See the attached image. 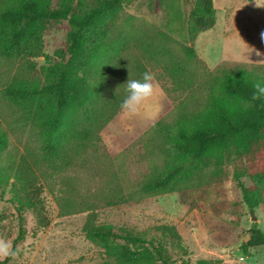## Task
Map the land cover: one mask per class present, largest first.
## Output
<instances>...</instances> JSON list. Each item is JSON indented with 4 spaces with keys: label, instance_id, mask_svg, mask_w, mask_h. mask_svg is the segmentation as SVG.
I'll return each instance as SVG.
<instances>
[{
    "label": "rangeland",
    "instance_id": "rangeland-1",
    "mask_svg": "<svg viewBox=\"0 0 264 264\" xmlns=\"http://www.w3.org/2000/svg\"><path fill=\"white\" fill-rule=\"evenodd\" d=\"M193 3L194 0H128L123 5L116 23L132 35L125 52L146 66L158 90L147 102L152 106L147 111L141 109L128 115L120 109L104 126L99 133L98 153L91 157L95 169L92 178L79 179L78 192L97 195L109 181L111 187L121 184L129 199L114 205L100 202L93 210L96 223L111 225L117 232L127 230L155 238L171 264H196L199 259L264 264V246L249 248V256L240 250L252 223L264 232V204L252 209V220L251 209L243 202L235 178L237 175L245 186L252 184L248 174L264 168V141L253 147V154H236L231 147L223 152L220 163L205 158V164H200L205 177L199 184H182L166 193L137 191L144 179L165 173L177 162L175 154L158 152L155 132L150 128L174 106L192 96H204L201 82L206 70L218 73L222 68L264 65V0H213L216 20L211 28L196 36V59L186 51V19ZM93 4L94 0H79L78 11ZM52 5L56 6L57 0ZM68 30L64 20L45 24L42 40L46 59L36 57L35 68H29L23 60H0V87L42 86L47 77L40 67L60 61L57 51L65 50ZM169 60L183 67L185 74L181 79L190 80L189 86L181 88L174 81L175 74L169 75ZM35 105H15L0 95V129L6 133L0 168L22 154L39 156L41 137L32 121ZM39 181L48 218L45 226L37 225L29 209L18 213L15 200L20 195L0 175V240L9 242L16 252L15 256L0 257L1 264H113L102 248L85 238L82 226L88 211L58 215L53 196ZM58 181L52 184L56 188ZM158 225H173L180 241L155 230ZM19 228L22 237L18 238Z\"/></svg>",
    "mask_w": 264,
    "mask_h": 264
},
{
    "label": "trees",
    "instance_id": "trees-1",
    "mask_svg": "<svg viewBox=\"0 0 264 264\" xmlns=\"http://www.w3.org/2000/svg\"><path fill=\"white\" fill-rule=\"evenodd\" d=\"M52 1L0 0V60H23L29 68H35L36 57L46 59L42 40L45 24L64 20L69 25L65 50L57 51L60 61L40 67L47 77L42 86L0 87L1 97L10 103L31 106L35 102L32 121L41 137L37 158L22 154L1 167L0 175L20 195L15 200L18 213L31 210L37 225L48 224L40 195L41 180L54 198L58 215L88 211L82 226L85 238L102 248L113 264H171L155 238L127 230L117 232L111 225L96 223L93 210L100 202L114 205L129 199L121 184L111 187L109 181L97 195L78 192L81 186L77 181L84 176L92 178L95 170L91 157L98 153L99 133L121 109L126 95L124 82L139 79L147 71L140 60L125 52L132 35L116 23L128 0H94L82 11L77 8L79 0H57L56 6ZM215 20L213 0H194L186 19V51L191 58H197L193 49L196 36L211 28ZM167 66L169 75L175 74L178 86L190 85V80L181 79L185 74L183 67L173 60ZM257 83L264 86L263 64L222 68L218 73L206 70L201 82L204 96H192L174 106L150 128L155 132L158 152L175 154L177 162L165 173L144 179L137 191L166 193L182 184H199L205 177L200 166L205 164L204 159L220 163L223 152L231 147L236 154H253V147L264 141V94L258 92ZM197 92L200 94V86ZM5 144L6 133L0 129V152ZM248 176L252 180L250 186H245L237 175L235 178L243 202L253 209L264 204V168ZM56 179L57 188L52 185ZM154 228L180 241L173 225ZM257 246H264V232L252 223L240 250L249 256V248ZM196 264L224 263L199 259Z\"/></svg>",
    "mask_w": 264,
    "mask_h": 264
},
{
    "label": "clouds",
    "instance_id": "clouds-1",
    "mask_svg": "<svg viewBox=\"0 0 264 264\" xmlns=\"http://www.w3.org/2000/svg\"><path fill=\"white\" fill-rule=\"evenodd\" d=\"M126 95L121 101L120 107L128 115H134L144 109L147 111L151 105L147 102L154 96L158 86L153 83V75L151 72L145 71L141 73L139 79H127L125 82ZM255 87L258 92L264 94V86L257 83ZM16 252L11 249L10 243L0 240V257L15 256Z\"/></svg>",
    "mask_w": 264,
    "mask_h": 264
},
{
    "label": "water",
    "instance_id": "water-1",
    "mask_svg": "<svg viewBox=\"0 0 264 264\" xmlns=\"http://www.w3.org/2000/svg\"><path fill=\"white\" fill-rule=\"evenodd\" d=\"M250 218H251L252 220H255V217H254V214H253L252 209L250 210Z\"/></svg>",
    "mask_w": 264,
    "mask_h": 264
}]
</instances>
